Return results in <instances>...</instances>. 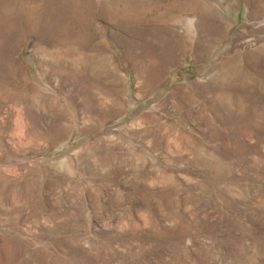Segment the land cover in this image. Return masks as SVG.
<instances>
[{
    "label": "rangeland",
    "instance_id": "rangeland-1",
    "mask_svg": "<svg viewBox=\"0 0 264 264\" xmlns=\"http://www.w3.org/2000/svg\"><path fill=\"white\" fill-rule=\"evenodd\" d=\"M0 264H264V0H0Z\"/></svg>",
    "mask_w": 264,
    "mask_h": 264
},
{
    "label": "bare ground",
    "instance_id": "bare-ground-1",
    "mask_svg": "<svg viewBox=\"0 0 264 264\" xmlns=\"http://www.w3.org/2000/svg\"><path fill=\"white\" fill-rule=\"evenodd\" d=\"M95 67V66H94ZM95 69V68H94ZM98 71V70H97ZM12 96V95H11ZM20 99V98H19ZM21 101H23L22 99H21ZM20 102V101H19ZM22 103V102H21ZM15 105V104H14Z\"/></svg>",
    "mask_w": 264,
    "mask_h": 264
}]
</instances>
